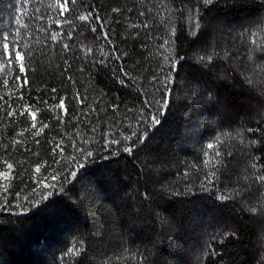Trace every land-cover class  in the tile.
Instances as JSON below:
<instances>
[{
  "label": "trees",
  "instance_id": "1",
  "mask_svg": "<svg viewBox=\"0 0 264 264\" xmlns=\"http://www.w3.org/2000/svg\"><path fill=\"white\" fill-rule=\"evenodd\" d=\"M59 5L0 0V264H264V0Z\"/></svg>",
  "mask_w": 264,
  "mask_h": 264
},
{
  "label": "snow or ice",
  "instance_id": "2",
  "mask_svg": "<svg viewBox=\"0 0 264 264\" xmlns=\"http://www.w3.org/2000/svg\"><path fill=\"white\" fill-rule=\"evenodd\" d=\"M24 2H27V0H24ZM67 2H68V0H65V4H67ZM75 2H76V0H72V3H75ZM203 2L205 4H211L213 2V0H203ZM57 6H58V10H59L61 16L66 11H68V9L66 7H64L63 5H59V0H57ZM114 11H116V10H114ZM92 15H93L92 13H88L87 15H80L79 19L81 21L88 22L90 20V18L92 17ZM97 19H99V18L97 17ZM18 23H19V21H18ZM57 23H59V21H57ZM196 27L197 28L199 27V24L198 23L196 24ZM95 30L96 29L93 28V31H95ZM57 36H58V33L51 34V40L56 41L57 40ZM104 38L107 39V34L106 33H105ZM13 43H15V42H13ZM89 51H91V50H89ZM0 55L7 56L9 63H11L12 61L19 62V72L20 73H24L26 71L25 66H24V55H23V53L19 49H16L15 51H9V45H8V43H4V44L0 45ZM163 106L166 107V104L163 105ZM57 107L60 108V109H63L65 111V113H66L67 110L65 108L63 99H61V101L57 105ZM9 115H11V113H9ZM31 116H32L33 121H35V113H31ZM151 122H152L153 125H158L160 123V120L155 115H153L151 117ZM33 127H35V123H33ZM42 130L43 129H41V131ZM133 135L135 136L136 134L133 133ZM125 139L131 140L132 137H125ZM115 142L116 141H113V143H115ZM252 143H255V141H252ZM207 148L210 151H215V155L212 157V160L209 161V162L215 161L216 158H218L220 156V152L218 150H216V146L214 144H212V143H209L207 145ZM132 150L133 149L131 147H128V148H125L124 149V151H126V152H131ZM91 155H92V153H90V152L87 153V156H91ZM12 167H13L12 164H10V163L7 164V168L9 170L12 169ZM39 171H40V168L37 167L36 168V172H39ZM75 175H76V173L73 172L72 173V176H75ZM0 178L7 179L8 178V173L0 172ZM259 180L264 181V176H260L259 177ZM49 195H51V193H49ZM223 198H226V197H222V199ZM37 203H39V201H37Z\"/></svg>",
  "mask_w": 264,
  "mask_h": 264
}]
</instances>
